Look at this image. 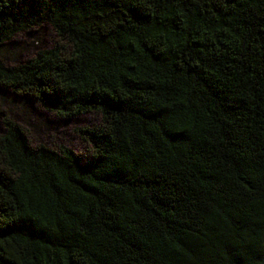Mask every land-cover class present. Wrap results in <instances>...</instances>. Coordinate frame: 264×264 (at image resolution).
I'll list each match as a JSON object with an SVG mask.
<instances>
[{
    "label": "trees",
    "instance_id": "1",
    "mask_svg": "<svg viewBox=\"0 0 264 264\" xmlns=\"http://www.w3.org/2000/svg\"><path fill=\"white\" fill-rule=\"evenodd\" d=\"M42 26L0 92L99 123L0 109V264H264V0H0V48Z\"/></svg>",
    "mask_w": 264,
    "mask_h": 264
},
{
    "label": "rangeland",
    "instance_id": "2",
    "mask_svg": "<svg viewBox=\"0 0 264 264\" xmlns=\"http://www.w3.org/2000/svg\"><path fill=\"white\" fill-rule=\"evenodd\" d=\"M55 41L56 37L48 26L18 34L0 48V60L7 65L20 64L37 51L50 48ZM0 109L27 130L33 145L44 144L50 148L65 145L77 153H83L84 146L74 130L78 127H93L99 123V117L93 114L82 115L71 121L58 120L29 100L8 92H0Z\"/></svg>",
    "mask_w": 264,
    "mask_h": 264
}]
</instances>
